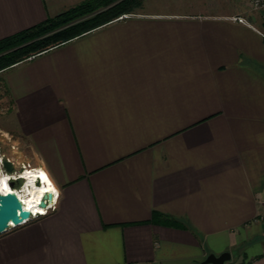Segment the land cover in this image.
<instances>
[{"label": "crops", "instance_id": "1", "mask_svg": "<svg viewBox=\"0 0 264 264\" xmlns=\"http://www.w3.org/2000/svg\"><path fill=\"white\" fill-rule=\"evenodd\" d=\"M85 1L0 0V40ZM247 3L144 0L1 72L59 196L0 235V264H264V31Z\"/></svg>", "mask_w": 264, "mask_h": 264}, {"label": "trees", "instance_id": "2", "mask_svg": "<svg viewBox=\"0 0 264 264\" xmlns=\"http://www.w3.org/2000/svg\"><path fill=\"white\" fill-rule=\"evenodd\" d=\"M87 0L54 18L0 40V72L31 56L42 54L58 45L108 24L124 14L135 12L144 0ZM94 16L75 22L91 13ZM17 50L8 52L13 48ZM154 213V218L157 216Z\"/></svg>", "mask_w": 264, "mask_h": 264}, {"label": "rangeland", "instance_id": "3", "mask_svg": "<svg viewBox=\"0 0 264 264\" xmlns=\"http://www.w3.org/2000/svg\"><path fill=\"white\" fill-rule=\"evenodd\" d=\"M120 1H118V2H120ZM138 9H140V8H138ZM103 10H105V9H102L100 11H96L95 13H91V14H89V15L81 18V19L76 20L75 22L88 19V18L94 16L95 14H97ZM244 11L246 13H248L249 15H253L255 17V19H257L260 22V24L263 25V31H264V11L253 9L252 6L250 5V3L248 4L247 7L244 8ZM128 14H130V13H128ZM128 14L122 15L118 19H120V18H122ZM17 49H18V47L13 48L8 52H12V51H15ZM5 53H7V52L0 54V56L4 55ZM33 57L34 56H31L25 60L20 61L19 63L27 61ZM19 63H17V64H19ZM1 72H3V71H1ZM1 72H0V160H2L1 161V164H2L1 169L5 171V168L3 167L2 162L10 161L14 166V172H17L18 174H20L21 171H25L26 167L30 168L32 166L28 160L27 143H23V141L20 140V134L18 133L16 126H15V123H14V120L12 119V116L10 114V112L12 111L11 110V103H10V100H9V97L7 94V90H6L4 83H3V80H2ZM16 186H17V188H20L21 186H23V182L19 181V183H17Z\"/></svg>", "mask_w": 264, "mask_h": 264}, {"label": "bare ground", "instance_id": "4", "mask_svg": "<svg viewBox=\"0 0 264 264\" xmlns=\"http://www.w3.org/2000/svg\"><path fill=\"white\" fill-rule=\"evenodd\" d=\"M1 161L0 194L16 193L23 201L25 209L30 210L34 214L44 215L46 210L40 207L41 200L45 194L57 192L48 174L42 169L26 167L25 171H21L19 176L20 179H23V186L14 189L10 186L11 174L1 169ZM54 202L55 198L53 194L51 203L53 204Z\"/></svg>", "mask_w": 264, "mask_h": 264}, {"label": "water", "instance_id": "5", "mask_svg": "<svg viewBox=\"0 0 264 264\" xmlns=\"http://www.w3.org/2000/svg\"><path fill=\"white\" fill-rule=\"evenodd\" d=\"M3 167L9 173L14 172V166L10 161H4ZM16 182H10L14 188ZM53 194L47 193L40 202V207L46 208V201L52 202ZM42 216V215H38ZM32 212L24 208L23 201L16 193L0 194V235L6 233L11 228L19 227L32 219ZM14 224V227L10 225ZM232 259L230 252H224L221 255L210 254L199 264H226Z\"/></svg>", "mask_w": 264, "mask_h": 264}, {"label": "built area", "instance_id": "6", "mask_svg": "<svg viewBox=\"0 0 264 264\" xmlns=\"http://www.w3.org/2000/svg\"><path fill=\"white\" fill-rule=\"evenodd\" d=\"M248 2L250 3V5L252 6L253 9L264 11V0H248ZM125 16H126V15H125ZM237 20H238L239 22H245V21H246L244 18H241V17L237 18ZM2 163H3V162H2ZM30 168H32V167H30ZM5 172H6V173H9V172H7L6 170H5ZM9 174H11L10 176L12 177V179H11L10 182L14 181V182H16V185H17V183H19V181H22V182H23V179H20V178H19L20 174H18L17 172H12V173H9ZM16 185H15L14 189L17 188ZM55 192H56V191H55ZM53 194H54L55 202L52 204L51 202L46 201V208H44V209L46 210V213H45V214H47L48 212L52 211V210L55 208V203H56V201H57V198H58V196H59V195H58L59 193L56 192V193H53ZM24 208H25V207H24ZM45 214H44V215H45ZM32 217H38V214H34V213H32ZM10 225H11L12 227H14V224L10 223Z\"/></svg>", "mask_w": 264, "mask_h": 264}]
</instances>
